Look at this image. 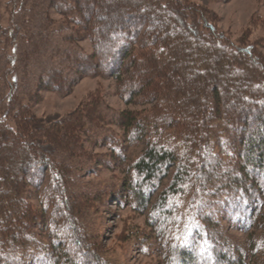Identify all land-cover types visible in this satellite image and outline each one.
I'll use <instances>...</instances> for the list:
<instances>
[{"label": "trees", "instance_id": "16d2710c", "mask_svg": "<svg viewBox=\"0 0 264 264\" xmlns=\"http://www.w3.org/2000/svg\"><path fill=\"white\" fill-rule=\"evenodd\" d=\"M214 1H8L0 264H112L88 225L112 195L146 215L154 233L138 239L149 251L157 234L165 264H264V36L251 39L264 15L236 39ZM86 77L114 79L142 108L96 92L63 116L36 114L43 91L67 96ZM96 166L126 167L119 195L90 189Z\"/></svg>", "mask_w": 264, "mask_h": 264}, {"label": "rangeland", "instance_id": "374dc122", "mask_svg": "<svg viewBox=\"0 0 264 264\" xmlns=\"http://www.w3.org/2000/svg\"><path fill=\"white\" fill-rule=\"evenodd\" d=\"M9 0H0L1 22L6 25V5ZM219 18V26L229 32L233 38H240L252 24L255 12L264 15V0H227L214 1L209 4ZM56 19L60 16L53 12ZM264 36V28L255 27L251 39ZM88 53L92 51L90 41L81 43ZM264 51V48H263ZM116 81L112 78L86 77L77 83L71 94L61 96L54 92L43 91L35 105V112L41 117L57 118L75 110L86 101L91 94L99 92L110 108L122 111L126 109L140 110L142 106L127 105L117 93ZM119 131V130H117ZM142 151V147H132L129 150V160L133 161ZM94 152L100 156L107 155L103 147L95 148ZM97 172L84 178L92 190L106 188L120 194L121 181L126 177V167L109 169L105 166H96ZM128 177V175H127ZM123 192L121 193V195ZM113 197V198H112ZM116 196L112 195L110 201L100 205L89 218V227L98 235L105 251L106 258L112 264H165L163 260V242L157 234L154 241L145 245L149 251H144L142 241L138 238L141 234L154 233L149 227L146 215L134 211L128 204L119 203ZM187 199L185 198L184 201ZM124 202V200H122ZM183 201V203H184ZM236 237L243 238L239 231H232Z\"/></svg>", "mask_w": 264, "mask_h": 264}]
</instances>
